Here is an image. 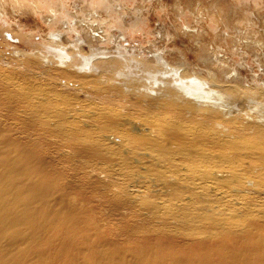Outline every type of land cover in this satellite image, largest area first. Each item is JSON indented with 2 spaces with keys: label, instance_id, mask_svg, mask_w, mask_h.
Segmentation results:
<instances>
[{
  "label": "rangeland",
  "instance_id": "rangeland-1",
  "mask_svg": "<svg viewBox=\"0 0 264 264\" xmlns=\"http://www.w3.org/2000/svg\"><path fill=\"white\" fill-rule=\"evenodd\" d=\"M94 11L108 33L103 42L85 35ZM53 32L66 59L53 50ZM80 55H95L96 69L87 70ZM156 57L187 80L208 82L228 106L197 110L177 87L142 96L153 77L164 79ZM0 84L32 109H78L67 116L71 125H81L86 110L87 117L115 118L118 130L149 138L154 150L163 147L177 169L201 172L200 182L223 193L218 201L226 205L197 203L213 224L262 221L264 0H0ZM40 124L50 132L69 125L55 117ZM243 202L254 206L250 215L234 207Z\"/></svg>",
  "mask_w": 264,
  "mask_h": 264
},
{
  "label": "bare ground",
  "instance_id": "bare-ground-1",
  "mask_svg": "<svg viewBox=\"0 0 264 264\" xmlns=\"http://www.w3.org/2000/svg\"><path fill=\"white\" fill-rule=\"evenodd\" d=\"M88 18L95 25L86 37L103 42L99 14ZM49 35L58 60L69 57L60 33ZM80 57L96 69L95 55ZM155 61L164 79L153 77L142 96L177 87L197 110L228 106L205 80H187L162 57ZM22 100L0 84V264H264V213L253 225L213 224L197 203L226 205L218 201L223 193L200 182L201 172L177 169L163 147L118 130L109 116L85 110L81 125H71L67 116L78 109H32ZM49 117L69 125L50 132L40 124ZM236 204L249 215L254 208Z\"/></svg>",
  "mask_w": 264,
  "mask_h": 264
}]
</instances>
